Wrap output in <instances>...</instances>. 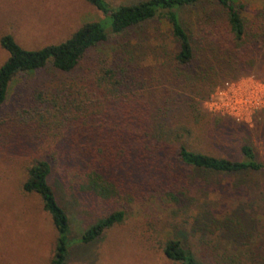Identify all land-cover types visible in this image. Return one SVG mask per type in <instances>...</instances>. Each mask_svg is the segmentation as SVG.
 <instances>
[{
    "label": "rangeland",
    "instance_id": "rangeland-1",
    "mask_svg": "<svg viewBox=\"0 0 264 264\" xmlns=\"http://www.w3.org/2000/svg\"><path fill=\"white\" fill-rule=\"evenodd\" d=\"M105 1L118 6L133 0ZM232 1L235 7H243L246 24L251 25L256 18L264 24V0ZM199 16L198 11L185 10L181 20L192 24L190 29L201 45ZM102 18L84 0H0V38L10 35L23 49L38 50L59 44L84 23ZM140 31L150 38L140 47L151 54L146 60L151 61L168 31L160 23ZM133 37L135 43L139 34ZM126 40L110 39L89 50L66 78L82 77L95 68L97 56L110 54L115 43ZM7 57L0 47V65ZM254 62L250 76L214 90L208 100L199 103L194 117H190L197 150L242 160L240 146L245 144L252 148L256 160L264 163V45ZM60 80L64 79L50 67L17 76L0 107V264L50 263L56 236L50 216L37 195L22 191L27 167L48 154L59 162L49 183L70 225L65 264H179L168 260L162 251L169 239L180 241L202 264H264V173H201L173 162L170 174L160 179L147 170H130L123 165L103 174L109 193L105 198L70 186L69 179L75 180L72 170L80 163L65 153L67 143H56L52 127L22 122L20 116L25 114H17L26 109L36 85ZM119 119L117 115L111 124ZM105 126L111 128L109 123ZM162 187L165 193L160 191ZM113 210L125 212L122 223L91 243L79 240L88 224ZM225 218L236 229L234 234L240 232L239 244L226 240L229 234L221 223Z\"/></svg>",
    "mask_w": 264,
    "mask_h": 264
},
{
    "label": "trees",
    "instance_id": "trees-1",
    "mask_svg": "<svg viewBox=\"0 0 264 264\" xmlns=\"http://www.w3.org/2000/svg\"><path fill=\"white\" fill-rule=\"evenodd\" d=\"M84 1L103 18L84 23L59 44L27 50L10 35L0 38V47L8 54L0 65V107L17 76L50 67L64 79L57 84L36 85L26 109L17 114H25L20 116L22 122L52 127L56 143H67L65 153L80 163L72 170L75 180L69 179L70 186L105 198L109 193L104 175L123 165L130 170H147L160 179L170 174L173 162L201 173H264V163L256 160L248 145L240 146L242 160L197 150L190 122L199 103L208 100L214 90L250 76L256 66L254 57L264 45V24L259 18L246 24L243 7H235L232 0H133L118 6L105 0ZM185 10L200 13L197 29L201 45L190 29L192 24L181 20ZM151 23L165 25L168 35L158 53L152 48L154 59L146 61L151 54L140 43L150 38L142 36L140 29ZM122 37L128 40L115 43L110 54L97 56L94 69L82 77L66 78L89 50ZM117 115L120 119L111 124ZM47 156L27 167L22 191L37 195L50 216L56 236L49 264H65L70 225L49 183L59 162L54 155ZM162 189L165 193V187ZM124 219L123 210H113L88 224L79 240L91 243ZM221 223L229 234L226 240L239 244L241 234L233 233L236 229L231 221L225 218ZM162 251L168 260L179 264H202L174 239L165 241Z\"/></svg>",
    "mask_w": 264,
    "mask_h": 264
}]
</instances>
